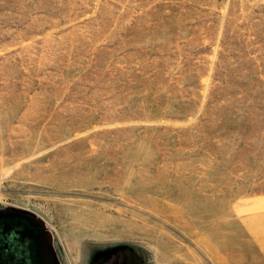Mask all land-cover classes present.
I'll return each instance as SVG.
<instances>
[{
  "label": "rangeland",
  "instance_id": "1",
  "mask_svg": "<svg viewBox=\"0 0 264 264\" xmlns=\"http://www.w3.org/2000/svg\"><path fill=\"white\" fill-rule=\"evenodd\" d=\"M31 264H264V0H0V225Z\"/></svg>",
  "mask_w": 264,
  "mask_h": 264
},
{
  "label": "flooded vegetation",
  "instance_id": "2",
  "mask_svg": "<svg viewBox=\"0 0 264 264\" xmlns=\"http://www.w3.org/2000/svg\"><path fill=\"white\" fill-rule=\"evenodd\" d=\"M0 264H31L28 235L22 226L0 225Z\"/></svg>",
  "mask_w": 264,
  "mask_h": 264
}]
</instances>
